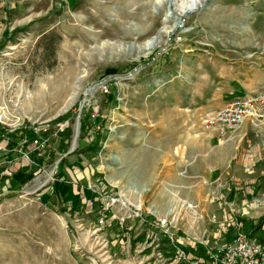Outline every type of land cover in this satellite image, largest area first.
<instances>
[{
  "label": "rangeland",
  "instance_id": "1",
  "mask_svg": "<svg viewBox=\"0 0 264 264\" xmlns=\"http://www.w3.org/2000/svg\"><path fill=\"white\" fill-rule=\"evenodd\" d=\"M176 2L0 0L3 132L47 134L0 159V264H175L166 231L198 258L202 242L234 238L212 210L224 170L208 162L241 128L224 139L204 121L264 90L245 89L264 69V0H204L183 16Z\"/></svg>",
  "mask_w": 264,
  "mask_h": 264
},
{
  "label": "crops",
  "instance_id": "2",
  "mask_svg": "<svg viewBox=\"0 0 264 264\" xmlns=\"http://www.w3.org/2000/svg\"><path fill=\"white\" fill-rule=\"evenodd\" d=\"M253 71L254 80L245 87L249 93L264 87V69L259 66ZM211 105L205 108L212 109ZM230 139L217 140L221 151L208 162V170L214 175L224 170L221 175L229 188L212 210L217 217H231L233 221L243 215L247 223H257L264 216V120L253 123L246 119L240 134ZM257 235L264 236V228Z\"/></svg>",
  "mask_w": 264,
  "mask_h": 264
},
{
  "label": "built area",
  "instance_id": "3",
  "mask_svg": "<svg viewBox=\"0 0 264 264\" xmlns=\"http://www.w3.org/2000/svg\"><path fill=\"white\" fill-rule=\"evenodd\" d=\"M246 119L264 120V90L233 100L224 107L210 112L204 124L206 130H215L221 138L227 139L241 128ZM0 124H4L1 119ZM8 132L11 133L12 130ZM5 152L7 148L0 144V154ZM241 218L243 215L232 221L236 234L229 242L221 245L216 243L215 247L201 243L206 250L204 258L192 256L182 237L166 231L173 250L172 262L175 264H264V243H260L256 237L245 231L243 224L239 221ZM162 224L165 225L166 220ZM159 264H170V262L161 255Z\"/></svg>",
  "mask_w": 264,
  "mask_h": 264
},
{
  "label": "trees",
  "instance_id": "4",
  "mask_svg": "<svg viewBox=\"0 0 264 264\" xmlns=\"http://www.w3.org/2000/svg\"><path fill=\"white\" fill-rule=\"evenodd\" d=\"M120 73V71L118 69H115V68H110V69H107L106 70V74L107 76H117L118 74ZM47 126V125H46ZM49 127H51V123L48 124ZM39 127H36V126H32V125H29L28 127L26 126L25 128H21V129H18L17 131H15L13 134H7L6 131L5 133L3 132V129L4 127L0 124V144L4 145L6 148L8 149H15V147H29L30 143H33L34 141H37V137L39 136L38 134H40V136H44V138L42 139H45V136L47 134H44V127L39 129V132H37V129ZM49 130H47L45 133H47ZM2 135V136H1ZM47 137V136H46ZM19 142H18V140ZM24 140H26V142H23ZM52 140V135L50 138H48L46 141L47 142H51ZM94 143H98V139H96V141H94ZM68 145V143H67ZM66 145V147H67ZM61 148V147H60ZM68 147L67 148H62L61 151L62 153H65L67 151ZM13 153L12 152H9V153H1L0 154V159H3V158H9ZM64 166H66V160L63 158L62 161L60 162L58 168H59V172H58V175L60 174H63V169H64ZM36 172V171H34ZM65 175V174H63ZM80 204V201L78 200L77 201V206ZM239 221L244 225V227L246 228V220L244 218H241L239 219ZM264 228V217L260 219V221L258 222L257 226L254 227L253 225H250V229L252 230L251 231V236H255L260 230H262ZM145 238V237H143ZM259 242L260 243H264V236H259L257 237ZM141 241H143V239H141ZM200 249H203L204 247H201V246H198ZM190 252V251H189ZM191 253V252H190Z\"/></svg>",
  "mask_w": 264,
  "mask_h": 264
},
{
  "label": "bare ground",
  "instance_id": "5",
  "mask_svg": "<svg viewBox=\"0 0 264 264\" xmlns=\"http://www.w3.org/2000/svg\"><path fill=\"white\" fill-rule=\"evenodd\" d=\"M203 1L204 0H177L176 4H177V7L179 8L180 15L183 16L186 13L191 11L192 6H197L200 2H203ZM164 34H165V32L161 31L156 37H154L148 44L149 49L157 48L163 42V35ZM64 86H65V84H64ZM68 88L69 87L66 86V88H63V89L65 90V92H68V90H69ZM59 89H60V87H59ZM75 100H76L75 97H72L71 99L67 100L64 103L63 107L61 108L60 113H65L75 103ZM78 131H80V130L77 129V131H76V136H75V140L73 143L74 148L77 147V141L79 138V132ZM37 184H38V182H37ZM43 185L44 184H40L39 186L41 187Z\"/></svg>",
  "mask_w": 264,
  "mask_h": 264
},
{
  "label": "water",
  "instance_id": "6",
  "mask_svg": "<svg viewBox=\"0 0 264 264\" xmlns=\"http://www.w3.org/2000/svg\"><path fill=\"white\" fill-rule=\"evenodd\" d=\"M77 128H78V130H79V124L77 125ZM75 149H76V148L72 147V149L66 154V156L69 155V154H72V152H74Z\"/></svg>",
  "mask_w": 264,
  "mask_h": 264
}]
</instances>
